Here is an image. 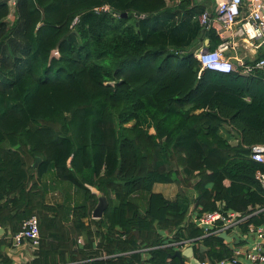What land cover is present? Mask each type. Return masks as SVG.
I'll return each mask as SVG.
<instances>
[{
	"label": "trees",
	"instance_id": "trees-1",
	"mask_svg": "<svg viewBox=\"0 0 264 264\" xmlns=\"http://www.w3.org/2000/svg\"><path fill=\"white\" fill-rule=\"evenodd\" d=\"M206 8L14 0L9 22L11 0H0V264L33 215L41 243L27 264H179L182 240L214 262L233 245L192 216L220 209L251 214L245 233L264 225V209L253 213L264 164L251 157L264 144V74L198 76L195 50L222 42L202 32ZM64 182L63 201L48 202ZM157 183L176 184L175 198ZM99 194L109 205L94 218Z\"/></svg>",
	"mask_w": 264,
	"mask_h": 264
},
{
	"label": "built area",
	"instance_id": "built-area-1",
	"mask_svg": "<svg viewBox=\"0 0 264 264\" xmlns=\"http://www.w3.org/2000/svg\"><path fill=\"white\" fill-rule=\"evenodd\" d=\"M105 9H108V6ZM198 20L206 29L215 28L222 39L215 49L202 46L196 52L195 55L201 64L199 77L205 70L222 73L240 71L246 75L264 74V0H216L214 12L206 9L198 16ZM241 49L253 54L260 52L261 55L248 62L244 60V57L239 56ZM251 157L254 161L264 164V144L252 146ZM255 177L264 188V171L258 169ZM263 209L259 208L253 213ZM250 215L243 216L240 212H223L219 209L205 211L200 216L196 214L192 216V219L205 230L207 235L225 233L232 238L231 241L225 239V243L234 244L232 257L214 262L206 259L202 261V264H264V225L250 224L247 233L241 231L240 228V225ZM236 232L243 234L242 238H246L248 234H254L253 244L246 248L241 245L236 246L233 236ZM1 235L2 233L0 237ZM11 239L13 247L27 242L33 250H37L41 243L38 216L33 215L26 220L23 230L11 236ZM190 244V240L173 243L181 247H187Z\"/></svg>",
	"mask_w": 264,
	"mask_h": 264
},
{
	"label": "crops",
	"instance_id": "crops-1",
	"mask_svg": "<svg viewBox=\"0 0 264 264\" xmlns=\"http://www.w3.org/2000/svg\"><path fill=\"white\" fill-rule=\"evenodd\" d=\"M168 1H170V0H168ZM197 2L199 4H205L207 6L206 9H209L211 12H214V8L216 6V0H197ZM216 33H217V30H216ZM208 45H209V39L206 38L204 40V43L199 48H201L202 46H208ZM199 48L195 50V54L199 50ZM260 55H261L260 52H258L257 54H253V53H249L247 50H244V49H241L239 51V56L244 57V60L245 61H248V62L253 61L256 58H259ZM214 72H216V71H214ZM235 72L239 73L240 75L251 76V75H246V74H244V73H242L240 71H235ZM226 182L228 183V181H226ZM157 184H163V183H157ZM168 185H170V184H165L163 186H160L159 187L160 191H156L155 190V186H154V191H156V192H162V193L165 194V196L166 195H167V197L169 196V198H175L174 196H170L172 194L168 195V193L164 192V189H165L164 187H167ZM56 187L58 188V186H56ZM94 191H96V189ZM59 193H60L59 192V188L56 189V190H54V191H50L48 193V195H47V201L50 202V203H58V202L63 201L64 195L62 196V199H59V197H60V194ZM56 195H57V200H55V196ZM6 232H7V230L4 228V233L2 232V235L6 234ZM242 235L238 234V232L234 233L233 236H234L235 242L242 241L241 246H243L244 248L250 247L253 244L254 240H255V235L254 234H248L246 236V238H242ZM79 242H80L81 245L84 244L85 243V237H81L79 239ZM229 244L234 245L232 242H230ZM189 246H192V245L190 244ZM175 248H176V250H178V249L186 248V246L185 247L176 246ZM7 250H8V252H9V254H10L12 260H13L12 264H27L28 262H30L35 257V252H36V250H33L29 246V244L27 242H24L21 246H17V247H13L12 246V247L8 248ZM144 255L146 256L147 253H145ZM194 255H195V253H194ZM186 260L188 261L189 259L186 258ZM243 260H244V258H243Z\"/></svg>",
	"mask_w": 264,
	"mask_h": 264
},
{
	"label": "water",
	"instance_id": "water-1",
	"mask_svg": "<svg viewBox=\"0 0 264 264\" xmlns=\"http://www.w3.org/2000/svg\"><path fill=\"white\" fill-rule=\"evenodd\" d=\"M18 1V0H16ZM122 16H127V13H123ZM206 28L204 27L202 32H204ZM109 205L108 198L104 194H99V201L93 211V217L94 218H101L104 214V211L107 209ZM4 233V228H0V233ZM224 239H227L229 241L232 240V238L227 234L220 235ZM172 257H178L179 264H202V261L194 255V249L192 246H188L183 249H178L172 254ZM186 258L189 260L187 261Z\"/></svg>",
	"mask_w": 264,
	"mask_h": 264
},
{
	"label": "rangeland",
	"instance_id": "rangeland-1",
	"mask_svg": "<svg viewBox=\"0 0 264 264\" xmlns=\"http://www.w3.org/2000/svg\"><path fill=\"white\" fill-rule=\"evenodd\" d=\"M11 15H10V18H9V22H12L13 20H14V17H15V13H14V0H11ZM54 54H57L56 52H54ZM59 184V183H58ZM69 183H67V182H64V185L62 184V185H60L59 187V194H60V197H59V199H62V196H63V194H64V191H66V187H67V185H68ZM70 185V184H69ZM163 185H165V184H156L155 185V190L156 191H160V189H159V187L160 186H163ZM65 187V188H64ZM165 189H164V192H166V193H168V195H170V194H172V195H170V196H174L175 197V195L177 194V192H178V186L176 185V184H170V185H168L167 187H164ZM167 196V195H166ZM169 197V196H168ZM55 200H57V195L55 196ZM141 203V206H142V208H144L145 207V205H146V197L145 198H143L142 199V201L140 202ZM225 234V233H224Z\"/></svg>",
	"mask_w": 264,
	"mask_h": 264
}]
</instances>
